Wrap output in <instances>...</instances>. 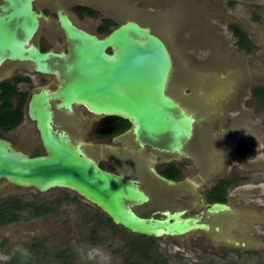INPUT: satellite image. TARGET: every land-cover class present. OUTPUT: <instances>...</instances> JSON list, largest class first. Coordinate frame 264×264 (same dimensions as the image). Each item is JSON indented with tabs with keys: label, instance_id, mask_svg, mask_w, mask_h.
<instances>
[{
	"label": "water",
	"instance_id": "1",
	"mask_svg": "<svg viewBox=\"0 0 264 264\" xmlns=\"http://www.w3.org/2000/svg\"><path fill=\"white\" fill-rule=\"evenodd\" d=\"M8 1L12 14L0 17V65L6 58L30 60L36 63L37 71L46 72V62L54 54L41 53L33 46L24 48L37 28L31 11L32 0ZM140 1L149 8H155L150 5L151 1L156 5L155 18H148L151 15L147 13L128 17L102 40L60 17L72 44L70 56H63V86L55 93L43 92L33 96L29 104V117L36 123L46 154L30 155L0 139L1 186L15 192L69 190L99 208L114 225L154 239L185 237V242L190 244L189 237L193 233L204 231L211 232L213 238L208 235L213 242L236 247L248 244L244 249L264 247V238H250V231H255L253 225L264 226V210L259 212V224L244 226V222L238 221L244 233L235 231V222L220 221L219 224L214 221L220 218L218 215L231 210L229 204L204 202L206 211L187 215L178 203L181 200L178 190L183 183L167 179L148 165L153 178L162 187L163 193H159L142 186L139 178L129 170H103L91 154L88 142L71 137L66 129L54 124L51 99H60V107L68 110L72 104L84 105L94 114L118 116L131 122L132 127L117 137V143L126 141L128 144L129 141L130 145L132 140L141 149L149 146L161 153L185 155L198 166L207 164L206 157L197 154V158H193V153L183 152L195 136V128L202 118L171 95L175 71L182 73L177 75L178 82L183 78L195 87L196 95L190 94L191 102L206 101L209 105L206 110L219 102H229L238 108V97H244V92L238 96L233 82L235 78H245L249 71L245 69L242 75L229 67L231 62H237L238 54L214 30H208V38L201 39H183L181 34L192 26L196 31L201 14L250 24L218 10L213 0H190L191 4L184 0ZM153 20L155 26L150 25ZM11 21L13 27L8 26ZM254 30H260L259 37L264 41V28ZM168 40L173 43L177 58ZM198 46H211L214 55H208V61L195 62L193 55L187 54L192 47ZM108 48L111 54L106 53ZM187 68L191 70L187 71ZM226 72L227 75H220ZM210 115L211 112L206 117ZM237 116L243 125L257 128L251 124V117L246 114ZM33 142L25 139L18 143L31 152L35 147ZM139 153L144 155L141 151ZM239 199H243V195ZM147 204H154V208L143 210ZM238 208L244 209L241 205Z\"/></svg>",
	"mask_w": 264,
	"mask_h": 264
},
{
	"label": "flooded vegetation",
	"instance_id": "2",
	"mask_svg": "<svg viewBox=\"0 0 264 264\" xmlns=\"http://www.w3.org/2000/svg\"><path fill=\"white\" fill-rule=\"evenodd\" d=\"M145 5L140 0H32L31 11L36 18L37 28L24 48L33 46L41 53L51 52L54 56L46 62L48 66L46 72L37 71L36 63L30 60L19 61L6 58L0 65V117H4L7 113L12 116H21L18 125L13 129L0 128V139L9 141L14 147L30 155L46 154L40 142L36 123L29 117V104L33 96L43 92L55 93L63 86V56H70L72 44L65 34L60 17H65L76 28L95 36L97 40H102L125 23L128 17H137L147 13L151 15L148 18L154 19L156 5L152 1L150 5L155 8ZM123 10L127 12L125 13ZM9 14H12L9 1L0 0V17L4 18ZM151 23L153 24L150 25L155 26L154 20ZM13 25V21L8 23L9 27H13ZM234 27H238L245 34L250 42L249 45L241 47V39L235 34ZM250 27H252L251 24L245 28L236 24L230 25L229 29L235 38V52L238 54V60L231 62L229 67L235 68L237 72H242V75L245 69L249 71V75L245 78L244 76L235 78L233 84L239 92L238 96L240 92H246L248 89L251 99L256 101L258 99L254 97L253 92L255 89H264V51L260 43V30ZM259 28L263 29L264 26L260 25L256 29ZM167 38L169 39L168 36ZM168 41L170 49L177 58L173 43ZM174 47L176 48V46ZM106 53L111 54V49H106ZM244 57H247V60ZM190 70L187 68V71ZM180 73L178 70L175 71L170 86L171 95L177 97L185 107L188 106V109L192 108L199 113V117L202 118L195 128V136L183 152L188 155L193 153V158H197V154H200L207 158L205 159L207 164L198 166L185 155L161 153L152 150L149 146L141 149L137 143H132V140L130 145L129 141L128 144L125 143L126 141L117 143V137L132 127L131 122L118 116L94 114L84 105L72 104L71 109L68 110L60 107V99H51L49 102L54 111V124L66 129V133L71 137L88 142L91 154L103 170L111 172H128L129 170L131 174L139 178L142 186L153 188L159 193H163L162 187L153 178L148 165H152L160 175L167 179L183 183V186L178 190L179 199H181L178 203H181L180 205L187 211V215H197L206 211L204 202L229 204L231 210L218 215L220 218L214 221L219 224L222 223L220 221L235 222L237 224L235 231L244 233L245 230H242L238 225V221L259 224V212L264 210V199L260 198L262 193H259V188L264 186V146H262L264 132L251 126H245L246 124L243 125L242 121H239V116H236V119L235 116L232 118L227 116L230 111L235 114L238 110L236 105L232 106L233 104L229 102H219L209 110H206V107L209 106L206 101L191 102L190 94L196 95L195 87L190 86L183 78L178 82L177 75ZM227 73L220 75L224 76ZM244 89L246 91H243ZM209 112L211 115L207 118L206 115ZM261 119L264 125V106H262ZM35 136L40 142L35 150L30 152L19 146L18 142L25 139L34 141L33 145L36 146ZM139 151L144 155H141ZM152 162L154 165L151 164ZM225 184H227L225 191H222V186ZM62 190L66 192L65 194L70 193L66 189ZM26 192L33 195L40 194L33 189ZM240 193L243 195V199L238 200L241 198ZM24 194L8 190L7 186L0 184V201L26 199ZM220 197H223L222 201L218 200ZM244 198H248V200H244ZM260 199L262 204L259 202ZM66 200L71 201L69 202L71 204L73 202L80 203L79 200L84 201L75 193L71 197H62L60 201ZM259 203L260 208H256ZM85 204L89 205L88 207L91 209L96 207L86 200ZM54 205L56 204L47 203L45 205L50 210L48 216H51V213L57 209ZM240 205L244 209L239 210ZM142 208L148 211L150 208H154V204H147ZM97 210L102 212L99 208ZM102 214L109 218L103 212ZM237 227L240 229L237 230ZM1 229L0 232L3 231ZM251 232L254 231L251 230ZM208 233L211 235V232L197 231L193 233L195 237L190 236L189 240L212 252L216 250L217 246H228L224 242H213ZM40 243L41 240L31 242L27 245L28 251L37 252V249L41 248ZM183 245L185 246L184 243ZM246 245V247L231 246L240 249L247 248L248 244ZM258 249L257 247L251 248V251L255 252ZM52 257L63 259L66 264H69L66 252L63 254L58 252ZM48 258L43 262H47Z\"/></svg>",
	"mask_w": 264,
	"mask_h": 264
},
{
	"label": "rangeland",
	"instance_id": "3",
	"mask_svg": "<svg viewBox=\"0 0 264 264\" xmlns=\"http://www.w3.org/2000/svg\"><path fill=\"white\" fill-rule=\"evenodd\" d=\"M184 1L191 4L190 0ZM213 1L218 10L251 24L252 27L250 28L256 29L260 25L264 26V0ZM235 23L201 14L196 31L192 26L181 35L183 39L208 38V30H214L227 44L236 50L235 38L229 29L230 25ZM236 24L242 28L248 26L240 23ZM260 43L264 51V41L261 40ZM187 55H193L195 62H204L208 61V55L214 54L211 46H198L192 47ZM262 106H264V102L251 99L247 89L244 92V97H238L237 112L234 114L230 111L227 116L233 117L246 114L251 117V124L264 132L261 119ZM38 144L40 142L37 137L34 150ZM262 146H264L263 143ZM69 192L71 195L74 194L71 191ZM17 193H25L23 196L26 199L24 200L28 201L29 204L38 202V205L40 204L43 207L47 203H55L54 207L57 209L51 213V216L47 214L32 217L28 212L19 222L7 225L6 228L1 227L3 229H0L3 231L0 232V264H66L63 259L52 257L58 252L62 254L66 252L69 264H127L125 262L128 258L127 244H129L131 238L143 236L131 233L117 225H115L117 229L103 228L101 226L102 217L100 216L102 212L97 210L96 207L89 208L84 199V201L79 200L80 203L76 204L75 202L71 204L69 203L71 201L68 202L67 200L60 201L62 197H71L60 188L45 193H36V195L28 194L26 191ZM259 193L264 194V186L261 187ZM262 194L260 198L264 199ZM261 199L259 202L262 204ZM244 200H248V198ZM260 203L257 206H260ZM89 210L91 211L87 215ZM244 226H248V223L244 222ZM253 229L255 231H250V238H264V226L253 225ZM121 230H125L126 233ZM116 231L117 233H115ZM192 237H195V234ZM196 237L199 238L198 235ZM32 239L33 241L41 240V248L34 253L29 252L27 249V245L33 242ZM131 244L135 247L147 249V243L142 239H136ZM149 245H152L153 250L159 252L152 257L154 264H159L162 259H165L167 264H264V247H259L258 251L254 252L251 249H237L232 246H226V248L215 245L217 246L216 250L212 252L202 248L198 243L193 244V242H190L188 244L181 237L153 238V242ZM45 257H49L47 262H43L44 259L46 260Z\"/></svg>",
	"mask_w": 264,
	"mask_h": 264
},
{
	"label": "trees",
	"instance_id": "4",
	"mask_svg": "<svg viewBox=\"0 0 264 264\" xmlns=\"http://www.w3.org/2000/svg\"><path fill=\"white\" fill-rule=\"evenodd\" d=\"M234 31L236 32L235 34L241 39V47L250 44L245 34L238 27H234ZM253 95L256 99L264 102V89H255ZM20 119V115L12 116L7 113V115H5L4 117H0V128L4 130L13 129L16 125H18ZM226 185L227 184L222 186V191H225ZM218 200L222 201L223 197H220ZM28 212L30 213V215H32V217H37L40 215L49 214L50 210H48L45 205L41 207L40 204L38 205V202L36 204H29L28 201L24 200V198L0 201V228L19 222ZM100 216L102 217L101 226H103V228L117 229L109 218H107L103 214H101ZM121 231L123 233H126L125 230ZM115 233H117V231ZM136 239L144 240L147 243L146 246L148 250L132 245L131 243H133ZM91 240L93 239L91 238ZM151 242H153L152 238H145L144 236H136L135 238H131L129 244H127L126 251L128 258L125 262L127 264H154L152 257L154 256V254H157L159 252L157 250H153L152 245H149V243ZM159 264H167V261L165 259H162L159 261Z\"/></svg>",
	"mask_w": 264,
	"mask_h": 264
}]
</instances>
